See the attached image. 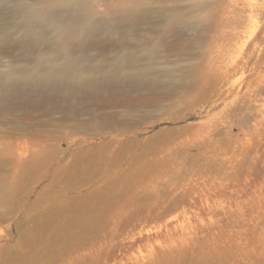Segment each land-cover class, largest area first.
<instances>
[{"label":"rangeland","instance_id":"rangeland-1","mask_svg":"<svg viewBox=\"0 0 264 264\" xmlns=\"http://www.w3.org/2000/svg\"><path fill=\"white\" fill-rule=\"evenodd\" d=\"M8 1L0 79L40 52L59 63L64 48L106 60L107 74L131 50L121 73H149L139 92L152 100L133 111L105 102L124 125L101 128L0 97V264H264V0H136L153 10L132 15L134 0H85L92 36L63 42L58 24L75 20L64 0ZM29 8L53 19L32 35ZM176 14L196 29L166 32L162 18ZM105 15L112 35L97 22ZM53 86L24 96H59Z\"/></svg>","mask_w":264,"mask_h":264},{"label":"bare ground","instance_id":"bare-ground-1","mask_svg":"<svg viewBox=\"0 0 264 264\" xmlns=\"http://www.w3.org/2000/svg\"><path fill=\"white\" fill-rule=\"evenodd\" d=\"M7 2L9 1L0 0V5L6 6L8 5ZM63 3L70 7L75 20H79V24L75 25V20L74 22L72 21L73 23H59L56 34L57 40L63 42L66 34L69 33L81 32L82 35L80 37L83 41L92 36L95 27V24L91 21L94 15L93 9L86 6L85 0H64ZM13 5L15 7L14 12L18 13L20 10L19 4L15 2ZM152 10L153 8L150 4L136 0L130 6L124 7V11L131 15L136 13V11L148 13ZM25 13L27 17V21L24 23L26 35H32V29L36 22L49 23L50 20H53L52 16L47 14L43 8H38L37 10H30L29 8ZM111 18V16L105 15L97 20L101 26L107 28L108 35H112L116 31L115 26L109 25L113 21ZM162 20L166 23V32H170L175 28L185 30L184 28L190 27L196 29L195 25L198 22L194 16H183L181 14L163 17ZM134 21H137V17L134 18ZM115 22L119 24L124 21L122 18H117ZM34 35L40 37L42 34L38 32L37 35ZM64 49L57 55L61 59L59 63H57L58 57L56 55L46 56L40 52L36 55L30 68L24 67L16 72H9L8 75H4L0 79V97L5 94L10 96L14 94L17 99L14 102L16 107L23 108L26 113L38 112L48 115L52 112L60 111L63 112L67 119H79L80 116L88 115L87 124L101 128H113L114 126L124 125V122L117 117V110L112 112L106 110L108 107L104 105L105 102L109 104V107H125L127 111H133L151 103L152 99L149 95L139 92L143 86L144 78L148 79L150 77L149 73L134 72L135 70L121 73L126 63L129 66L135 61V53L133 51H127L122 59L114 61L109 73L103 74V68L107 62L105 58L104 62L94 64L89 61L91 60L89 56L85 54L77 55L67 48ZM129 67L132 68V66ZM150 80L151 84L158 83L156 78H151ZM124 81L134 84L138 91H136L135 96L120 92L118 86ZM33 83L36 85L53 84L54 94H59V96L26 98L24 96L26 93L24 92L25 88ZM97 86L102 89H105V87L109 90L112 89V94L109 92L105 95L102 89L98 93L91 91Z\"/></svg>","mask_w":264,"mask_h":264}]
</instances>
